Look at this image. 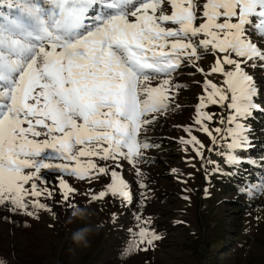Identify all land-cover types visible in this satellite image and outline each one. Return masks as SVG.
<instances>
[{
	"label": "snow or ice",
	"instance_id": "1",
	"mask_svg": "<svg viewBox=\"0 0 264 264\" xmlns=\"http://www.w3.org/2000/svg\"><path fill=\"white\" fill-rule=\"evenodd\" d=\"M209 55L214 63L205 71L200 61ZM187 67L204 79L192 123L176 126L186 133L178 138L182 151L195 154L186 159L220 172L207 151L226 166L243 167L252 148L250 121L264 114L256 102L264 98V87L248 71L264 73V0H0L4 219L56 215L42 202L54 199L46 181L39 183L44 170L60 177L61 207L75 208L70 201L77 195L89 204L111 196L131 206L133 183L146 190L138 193L146 202L151 190L142 165L151 162L148 150L159 147L148 133L182 109L176 98L188 85L178 81ZM260 163L264 167V157ZM65 174L86 182L88 190L80 193ZM102 177L109 182L93 190ZM252 188L264 193V179ZM135 220L121 256L153 250L164 238L150 219Z\"/></svg>",
	"mask_w": 264,
	"mask_h": 264
},
{
	"label": "rangeland",
	"instance_id": "2",
	"mask_svg": "<svg viewBox=\"0 0 264 264\" xmlns=\"http://www.w3.org/2000/svg\"><path fill=\"white\" fill-rule=\"evenodd\" d=\"M252 38L261 42L259 36ZM213 63L214 57L209 55L200 61V67L207 71ZM248 71L254 74L258 86L264 87V73ZM194 72L191 67L185 68L178 81L188 85L176 98L182 109L162 118L148 133L159 147L148 150L151 162L142 165L145 182L151 190L146 202L138 195L146 190L137 189L133 183L136 202L131 206L125 207L111 196L89 204L77 195L70 201L75 203V208L61 207L56 204L61 199L60 177L44 170L39 183L43 187L46 181L54 191V199L42 198V202L51 205L56 215L42 211L38 220L21 215L10 221L4 219L8 213L0 210V253L20 264H264V193H257L253 188L247 192L233 189L223 194L225 189L220 182L218 188L212 190L210 181L215 180L217 174H227L230 166L207 151L206 157L219 162L220 172H215L210 164L201 167L202 161L198 159L189 162L186 157L195 154L191 150L183 152L184 146L179 143L178 138L186 137V133L176 126L192 123L194 106L203 92L204 77L199 73L191 75ZM256 102L264 106V98L257 97ZM209 110L221 111L217 106ZM250 123L254 130L250 136L254 147L248 158L258 160L264 157V114L257 112ZM194 134L206 146L210 145L205 134ZM193 163L195 167L191 166ZM123 174L128 181H133L127 171ZM64 178L80 193L89 188L86 182L74 177L65 174ZM185 180L187 183L182 182ZM107 182L109 180L102 177L92 188L99 191ZM185 195L190 199L184 200ZM76 209L84 210V216L74 217L72 212ZM113 213L117 214L115 219ZM137 215L150 219L151 227L164 238L156 242L153 250L121 256L129 239L128 229H133L135 234ZM82 227L91 228L87 247L76 246L72 240L73 233ZM220 239L224 240L223 247L219 246ZM229 249L232 252L226 253ZM213 252L216 255H212Z\"/></svg>",
	"mask_w": 264,
	"mask_h": 264
},
{
	"label": "trees",
	"instance_id": "3",
	"mask_svg": "<svg viewBox=\"0 0 264 264\" xmlns=\"http://www.w3.org/2000/svg\"><path fill=\"white\" fill-rule=\"evenodd\" d=\"M212 110V108H211ZM210 110V111H211ZM264 135V133L262 134ZM256 138V136H254ZM257 141H260V139H256ZM252 144V143H251ZM254 145L252 144V148L248 150L247 152V158L245 160V164L243 167L240 168H228L227 174L221 175L217 174V178L213 181H210L212 184V190L217 189V184L220 182L222 183V187L225 190H222L223 194H226L227 191H233V189H238L239 191L243 192L245 188L250 189V191L253 189L252 185L258 184L261 179H264V171L261 166L260 160H256L257 162L255 164H251L248 162V156L252 150ZM243 155V153H242ZM247 192V191H244ZM221 193V192H220ZM238 202V201H237ZM246 201L244 200V203ZM220 247L224 246V240L220 239ZM232 252L230 249L226 252L229 253ZM212 255H216V252L211 253ZM0 264H20L12 257H9L6 254L0 253Z\"/></svg>",
	"mask_w": 264,
	"mask_h": 264
},
{
	"label": "clouds",
	"instance_id": "4",
	"mask_svg": "<svg viewBox=\"0 0 264 264\" xmlns=\"http://www.w3.org/2000/svg\"><path fill=\"white\" fill-rule=\"evenodd\" d=\"M72 215L74 217H76V216L83 217L84 216V210L76 209L72 212ZM90 232H91L90 227H82L80 229H77L72 235L73 243L76 246L87 247L88 246V235L90 234Z\"/></svg>",
	"mask_w": 264,
	"mask_h": 264
}]
</instances>
